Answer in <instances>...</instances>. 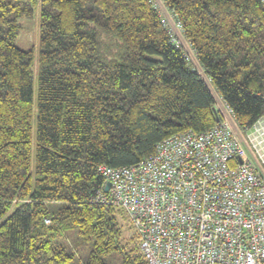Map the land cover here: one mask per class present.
<instances>
[{
    "label": "trees",
    "instance_id": "16d2710c",
    "mask_svg": "<svg viewBox=\"0 0 264 264\" xmlns=\"http://www.w3.org/2000/svg\"><path fill=\"white\" fill-rule=\"evenodd\" d=\"M160 1L194 62L153 0H0V264H149L98 167L212 127L218 98L238 127L264 115V0Z\"/></svg>",
    "mask_w": 264,
    "mask_h": 264
},
{
    "label": "built area",
    "instance_id": "2783aa9c",
    "mask_svg": "<svg viewBox=\"0 0 264 264\" xmlns=\"http://www.w3.org/2000/svg\"><path fill=\"white\" fill-rule=\"evenodd\" d=\"M154 4L194 62L181 23ZM222 110L212 127L170 135L136 164L97 169L96 200L126 211L149 264H264V115L242 128Z\"/></svg>",
    "mask_w": 264,
    "mask_h": 264
},
{
    "label": "rangeland",
    "instance_id": "374dc122",
    "mask_svg": "<svg viewBox=\"0 0 264 264\" xmlns=\"http://www.w3.org/2000/svg\"><path fill=\"white\" fill-rule=\"evenodd\" d=\"M154 1L158 6L159 5L161 6L162 10L164 9L163 6L161 5L162 3L160 0H154ZM21 25H22V30H21V33L19 36L18 43L24 48H28L30 46H33L35 48L36 43H37V20H36V17H34L31 20H23ZM181 36H182V34L180 33V40L183 43V46L188 48L187 41L184 39L183 36L182 37ZM216 105H217V107H220L221 109H223V104L219 100V98L217 99ZM115 208H116V210L114 211V213L117 215L116 219H117L118 225L121 227V229L123 231V235L129 237V235L131 234V228H132L131 219L124 209L120 208L122 210V214H120L118 212L119 207L116 206Z\"/></svg>",
    "mask_w": 264,
    "mask_h": 264
},
{
    "label": "water",
    "instance_id": "95a60500",
    "mask_svg": "<svg viewBox=\"0 0 264 264\" xmlns=\"http://www.w3.org/2000/svg\"><path fill=\"white\" fill-rule=\"evenodd\" d=\"M216 121H219V118L216 117ZM109 187V183L107 182L105 185H104V190L106 191Z\"/></svg>",
    "mask_w": 264,
    "mask_h": 264
}]
</instances>
